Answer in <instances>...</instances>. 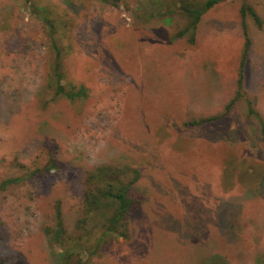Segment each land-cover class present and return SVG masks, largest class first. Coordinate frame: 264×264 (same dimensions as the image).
Instances as JSON below:
<instances>
[{"label": "rangeland", "instance_id": "obj_1", "mask_svg": "<svg viewBox=\"0 0 264 264\" xmlns=\"http://www.w3.org/2000/svg\"><path fill=\"white\" fill-rule=\"evenodd\" d=\"M178 1L0 0V264L72 245L89 264H264V0L218 3L194 43L175 39ZM56 71L88 97L57 94ZM231 82L243 94L220 105ZM100 165L138 169L142 196L97 244L82 219Z\"/></svg>", "mask_w": 264, "mask_h": 264}, {"label": "trees", "instance_id": "obj_2", "mask_svg": "<svg viewBox=\"0 0 264 264\" xmlns=\"http://www.w3.org/2000/svg\"><path fill=\"white\" fill-rule=\"evenodd\" d=\"M222 1L227 0H205L204 2L179 0L176 3L178 5L177 9L188 18V23L175 34V39L182 38L189 34V41L194 43L196 41V30L203 15ZM240 13L243 20L245 17L251 16L256 23L259 25L262 24V19L258 12L249 4L244 3ZM243 25L246 37L245 53H247L251 42L245 29V24ZM55 74L57 94H63L70 100L88 97L89 92L85 86L80 85L77 87L75 85L71 88H67L66 85L62 83V78L64 77L62 73L56 71ZM241 94L243 93L240 84L237 96ZM231 104L232 102L230 105ZM250 113L254 114L252 111ZM199 122L200 121H192L188 124L195 125ZM139 178V170L131 166L119 167L116 165H100L95 167L88 174L83 198L85 217L82 221H85L88 217H96L101 220V226L104 230L101 232L97 244H100L103 238L109 236L110 232H117L119 236H126L127 232L124 231V222L133 215L141 205L142 195H140L136 189ZM6 183L9 182L7 181L4 184ZM56 221L57 227L53 231V238L60 243V237H63L66 232L60 205L56 208ZM119 229H121L122 232H118ZM49 232L51 231L49 230ZM74 249L75 245H72L68 247V249L65 248V250H63L61 264H89L88 261L83 258H77L76 262H74V256L79 255V251L74 252Z\"/></svg>", "mask_w": 264, "mask_h": 264}, {"label": "crops", "instance_id": "obj_3", "mask_svg": "<svg viewBox=\"0 0 264 264\" xmlns=\"http://www.w3.org/2000/svg\"><path fill=\"white\" fill-rule=\"evenodd\" d=\"M202 19H203V17H202ZM202 21V20H201ZM200 21V22H201ZM224 82V81H223ZM223 84V83H222ZM229 88H232V94L231 95H228V99L226 98V99H222V100H220L218 103L221 105H224V106H230V104L229 103H231L232 102V100H234V98H235V95L237 96V94H235V90H236V87H234V84H233V82H231V83H229V86H228ZM238 89L239 88H237V92L236 93H238ZM222 97V96H221ZM228 101H229V103H228ZM231 101V102H230ZM229 104V105H228ZM232 105V104H231ZM231 107V106H230Z\"/></svg>", "mask_w": 264, "mask_h": 264}]
</instances>
